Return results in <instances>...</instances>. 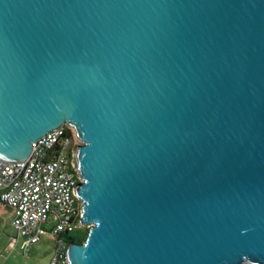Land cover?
<instances>
[{"label": "water", "instance_id": "95a60500", "mask_svg": "<svg viewBox=\"0 0 264 264\" xmlns=\"http://www.w3.org/2000/svg\"><path fill=\"white\" fill-rule=\"evenodd\" d=\"M64 124L69 264H264V0H0V158Z\"/></svg>", "mask_w": 264, "mask_h": 264}, {"label": "built area", "instance_id": "2783aa9c", "mask_svg": "<svg viewBox=\"0 0 264 264\" xmlns=\"http://www.w3.org/2000/svg\"><path fill=\"white\" fill-rule=\"evenodd\" d=\"M81 144L73 126L64 124L33 141L24 160L0 158V205L11 210L12 240L23 239L25 250L49 234L54 241L49 264H69L62 234L82 226V201L75 194L82 178L73 151Z\"/></svg>", "mask_w": 264, "mask_h": 264}, {"label": "rangeland", "instance_id": "374dc122", "mask_svg": "<svg viewBox=\"0 0 264 264\" xmlns=\"http://www.w3.org/2000/svg\"><path fill=\"white\" fill-rule=\"evenodd\" d=\"M88 226H79L72 234L83 235ZM15 232L11 226V210L7 206L0 207V264H49L54 241L49 234L23 250L20 243L23 239L17 237L13 242ZM249 264V263H244Z\"/></svg>", "mask_w": 264, "mask_h": 264}, {"label": "trees", "instance_id": "16d2710c", "mask_svg": "<svg viewBox=\"0 0 264 264\" xmlns=\"http://www.w3.org/2000/svg\"><path fill=\"white\" fill-rule=\"evenodd\" d=\"M4 205H0L2 207ZM88 233V229L85 230L83 235H78V234H72V233H63L62 236L65 239L66 243L69 244L71 242H76V243H82L84 242L86 236Z\"/></svg>", "mask_w": 264, "mask_h": 264}]
</instances>
